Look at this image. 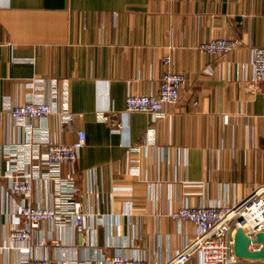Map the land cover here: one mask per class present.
<instances>
[{
	"label": "crops",
	"instance_id": "obj_1",
	"mask_svg": "<svg viewBox=\"0 0 264 264\" xmlns=\"http://www.w3.org/2000/svg\"><path fill=\"white\" fill-rule=\"evenodd\" d=\"M220 38L241 45L221 57L198 51ZM258 47L264 0H0V264H110L113 256L166 264L192 234L170 213L232 207L263 184L264 82L250 65ZM167 55L186 78L177 104L155 120L126 113L128 95L157 94ZM28 100L47 102L52 114L13 122L11 109ZM110 113L120 129L99 120ZM79 130L85 145L60 175L76 186L82 235L67 215L10 246V229L25 226L13 216L22 199L8 194L10 153L39 155ZM18 159L11 174L31 176L25 203L56 208L54 182Z\"/></svg>",
	"mask_w": 264,
	"mask_h": 264
},
{
	"label": "built area",
	"instance_id": "obj_2",
	"mask_svg": "<svg viewBox=\"0 0 264 264\" xmlns=\"http://www.w3.org/2000/svg\"><path fill=\"white\" fill-rule=\"evenodd\" d=\"M241 45L236 39H211L199 44L198 51L202 54L224 56ZM250 65L255 82H264V47L251 50ZM164 73L156 95H128L125 99V112L150 114L155 120L163 116L165 105H176L180 90L185 84L183 74L171 70L172 57L162 59ZM52 114L51 107L43 100H28L14 106L9 116L13 122L28 124L35 120H44ZM71 115L66 114V122L71 121ZM99 120L108 124L113 130L121 128L117 114H101ZM86 134L84 130L76 133L75 140L70 144L49 143L44 151L37 155L20 150L10 153L9 165L11 172L7 175L9 196H18L22 199L13 216L23 221L24 227H12L8 233V243L12 247L23 246L45 222H65L67 215L74 218L75 230L83 233V214L78 202L71 200L76 192L72 176L61 177V167L65 164H74L77 152L84 147ZM151 139L146 138L145 144ZM26 148V147H25ZM31 165L32 171L38 173L43 169V177L54 182L56 208L49 206H31L25 203L32 194L31 176L11 174L19 162ZM32 175V174H31ZM33 176V175H32ZM60 206V207H59ZM59 207V208H58ZM169 218L178 224L187 222L192 226V234L188 236L182 248L172 256L166 264H187L197 258L196 264H264L262 260L239 259L233 252V237L236 229L240 228L246 236L254 238L256 234L264 235V183L255 187L247 196L235 206L217 205H184L169 214ZM259 245H251L250 250L258 249ZM263 262V263H261ZM18 264H51L48 259L23 258ZM110 264H148L141 258H126L113 256Z\"/></svg>",
	"mask_w": 264,
	"mask_h": 264
},
{
	"label": "water",
	"instance_id": "obj_3",
	"mask_svg": "<svg viewBox=\"0 0 264 264\" xmlns=\"http://www.w3.org/2000/svg\"><path fill=\"white\" fill-rule=\"evenodd\" d=\"M251 245H259V248L250 250ZM233 252L239 259L264 261V235L258 233L251 239L242 229H236L233 237Z\"/></svg>",
	"mask_w": 264,
	"mask_h": 264
}]
</instances>
